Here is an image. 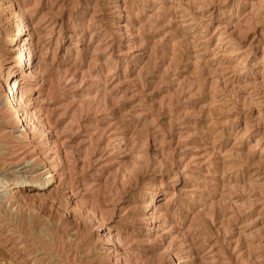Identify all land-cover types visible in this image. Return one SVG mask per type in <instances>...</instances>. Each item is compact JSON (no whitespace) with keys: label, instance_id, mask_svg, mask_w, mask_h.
Segmentation results:
<instances>
[{"label":"rangeland","instance_id":"1","mask_svg":"<svg viewBox=\"0 0 264 264\" xmlns=\"http://www.w3.org/2000/svg\"><path fill=\"white\" fill-rule=\"evenodd\" d=\"M2 171L0 264H264V0H0Z\"/></svg>","mask_w":264,"mask_h":264},{"label":"bare ground","instance_id":"2","mask_svg":"<svg viewBox=\"0 0 264 264\" xmlns=\"http://www.w3.org/2000/svg\"><path fill=\"white\" fill-rule=\"evenodd\" d=\"M20 21L21 22L17 24V26L15 27L13 36L11 37V43H10L11 45L18 44L19 48L17 49L21 48V51H22V54L19 56L20 62L16 63L15 69L12 71L14 72L12 73L13 76H15L16 73H20V69L31 68L32 64L34 63L33 44L29 43V45L27 46L22 45L24 31L26 30V27H27V24L25 22V17H21ZM28 75H31V72L28 73ZM20 86H21V82L18 77L11 80L8 83L5 96L9 103V107L12 109H16L19 112L17 116L24 117L23 119L24 122L22 123L21 126H27L28 125L27 120L28 118H30L31 115L29 113L24 112L22 109H20V100L18 98ZM24 130L27 131V127ZM55 176L56 175L54 174V172H48L47 177H44V175H41L38 177L29 178L24 175H18L16 171L14 172H3L2 171L0 172V188H2V190L0 191V194L2 192L8 193L7 203H11L10 201L15 200V199H16L15 201H17V198L19 196H23L22 194H25L27 191H31L32 193H34V195L41 196L44 194L43 188L47 187L46 189H49L53 185ZM156 194L157 193H153L151 198L154 199ZM2 195L3 194H1L0 197H2ZM1 213H2V210L0 209V215Z\"/></svg>","mask_w":264,"mask_h":264}]
</instances>
